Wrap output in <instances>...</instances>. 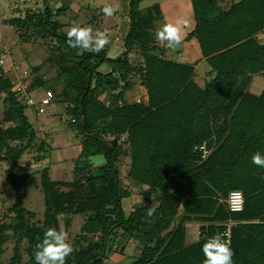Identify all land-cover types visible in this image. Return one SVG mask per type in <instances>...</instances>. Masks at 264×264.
<instances>
[{
    "label": "trees",
    "instance_id": "16d2710c",
    "mask_svg": "<svg viewBox=\"0 0 264 264\" xmlns=\"http://www.w3.org/2000/svg\"><path fill=\"white\" fill-rule=\"evenodd\" d=\"M8 1L0 30L13 29L22 59L40 50L56 69L46 80L32 61L24 71L52 93L48 105H62L56 115L74 133L78 153L73 185L52 178L51 162L30 169L48 151L26 112L39 115L37 106L0 63V162L8 163L12 195L0 216V264H35L43 228L70 234L76 220L66 264H109L115 255H123L118 264L131 257L128 264H203L202 245L214 234L230 244L235 264H264V168L251 163L255 152L264 155V0H190L194 21L176 50L154 39L167 22L128 0L127 29L116 36L122 51L113 57L110 44L81 55L66 42V27L90 9L86 0ZM103 7L92 8L94 30L116 28L103 26ZM185 43L196 59L181 57ZM1 46L0 59L14 55L12 45ZM133 78L145 101L124 99ZM99 155L107 163L94 167L89 158ZM34 175L41 215L25 205ZM232 191L243 194L238 211L229 208Z\"/></svg>",
    "mask_w": 264,
    "mask_h": 264
},
{
    "label": "rangeland",
    "instance_id": "374dc122",
    "mask_svg": "<svg viewBox=\"0 0 264 264\" xmlns=\"http://www.w3.org/2000/svg\"><path fill=\"white\" fill-rule=\"evenodd\" d=\"M85 1V0H84ZM233 0H228V2H232ZM238 1V0H234ZM86 3H89L90 9H84L81 14L73 19V24L84 26H94L92 23H87L89 19L96 14V11L92 8L99 6L111 5L117 9V11L113 14L112 17H104L103 26L106 28L111 27L116 23V28H110L107 32L109 33V38L111 39L109 45L108 55L111 57L118 55L122 51V43L118 37L123 34L124 30L127 27L128 21V0H86ZM178 4H181L182 7H178ZM10 2L8 0H0V19L4 16L9 15ZM178 8V10H177ZM139 9L150 14H157L160 18H163L167 23H174L178 18L187 19L190 22V26L193 20V13L191 9L190 0H141L139 3ZM71 15H74L72 11H69ZM61 20L63 22H68L67 17H62ZM72 26V25H70ZM67 26L66 30L70 27ZM124 26V27H123ZM189 29V28H188ZM186 33V32H185ZM17 38L13 29L9 26H3L0 30V41L2 42V48L9 49V44L12 45V49H15L14 55L9 54L8 56H3L2 65L9 71V73H13L16 75V78L20 76L25 68H28V63L32 61V65L35 66L36 69L44 70L42 77L43 80H46L48 77L54 76L56 73V69L50 67L49 62L44 61V53L38 50H30V56L26 59H22L23 55L19 53L21 48H19L20 44L16 42ZM31 49V48H30ZM197 50L192 48H185L184 54L181 55L183 59L192 61L197 58ZM12 56H15L16 61H18V65L14 66L12 69V65L14 64L12 60ZM29 61V62H28ZM31 63H29L30 65ZM31 66V65H30ZM103 69L106 68V65L102 66ZM197 71L200 72V76H205L207 67L202 62L198 64L196 67ZM35 73L29 74L28 82L26 84V89L24 92H27L29 98L33 97L34 99H39L40 96L44 94V89L39 87V80L34 81ZM258 83L261 84L262 80L258 79ZM134 85L130 91H127L124 95V99L128 102H132L135 100H146L145 89L138 84L137 79L133 78ZM255 83H257L255 79ZM16 88L17 86L14 85ZM31 95V96H30ZM62 109L61 104H50L46 105L44 112L37 115L32 113L31 109H26V112L29 116V119L34 123L35 127L38 130V133L42 139L46 141V148L48 151L46 152V158L41 160L39 163L32 165L30 169H37L42 164H46L47 162H51V175L52 178L65 181L71 185H73L76 180L75 175V165H76V155L78 153V148L75 145V136L74 133L64 127L63 123L60 122L56 113ZM101 156V155H99ZM103 157V156H102ZM30 155L25 154L24 160L29 159ZM88 161V160H86ZM85 161V162H86ZM8 167V163L0 162V216L1 214L7 210L9 204L12 201V195L9 192L8 185L6 184L7 177L5 174V169ZM122 181L134 191L136 190L135 185L129 182L128 179H122ZM38 176H33L29 178L26 182V186L24 187L25 191V205L31 209L36 211L39 215L42 214L43 210V195L41 191L37 187ZM135 197V196H134ZM136 198V197H135ZM128 206V203L127 205ZM125 206V207H126ZM80 226L79 220H76L70 228L69 240H71L72 236L78 231ZM190 234L193 239L197 236V226L189 227ZM69 242V241H68ZM123 255L113 256L109 264H118V261L122 258ZM133 261V258H126L123 260V264H128Z\"/></svg>",
    "mask_w": 264,
    "mask_h": 264
},
{
    "label": "clouds",
    "instance_id": "9594fccd",
    "mask_svg": "<svg viewBox=\"0 0 264 264\" xmlns=\"http://www.w3.org/2000/svg\"><path fill=\"white\" fill-rule=\"evenodd\" d=\"M116 11L117 9L111 5H106L101 9L104 17H112ZM189 26L190 22L184 18H178L174 23H165L156 30L155 42L168 50H176L183 44L185 32ZM65 36L68 46L77 49L81 55L85 52L99 54L110 44L107 31L94 30L91 26L74 24L66 30ZM89 159L94 167L107 163L106 158L102 156H92ZM251 163L258 168H264V155L259 151L255 152L251 156ZM234 195L237 200L242 201L241 192H236ZM232 210L238 211L239 209ZM155 211V206L148 208L147 216H153ZM68 241L67 231L57 230L54 227L43 228V237L39 239L33 250L35 264H66L67 258L74 251ZM201 250L204 256L203 264H235L233 259L235 252L219 234L207 237Z\"/></svg>",
    "mask_w": 264,
    "mask_h": 264
},
{
    "label": "built area",
    "instance_id": "2783aa9c",
    "mask_svg": "<svg viewBox=\"0 0 264 264\" xmlns=\"http://www.w3.org/2000/svg\"><path fill=\"white\" fill-rule=\"evenodd\" d=\"M3 59H0V63H2ZM28 74L23 71V73L17 77L16 82L14 83V85H16L17 89H23L25 90L26 88V84L28 82ZM51 95L52 93L50 91H45L44 94L42 96L39 97V99H34L33 97L28 98V103L32 104V103H36V108L38 111V114H41L44 112L45 106L47 104H49L50 99H51ZM206 153V150H204V154ZM239 192V191H232L229 193V197H228V203H229V208L230 210L238 208L239 210L242 208V204H243V199L241 200H237L235 197V193ZM235 211V210H232ZM227 235H229V233H226Z\"/></svg>",
    "mask_w": 264,
    "mask_h": 264
},
{
    "label": "crops",
    "instance_id": "0c3cea01",
    "mask_svg": "<svg viewBox=\"0 0 264 264\" xmlns=\"http://www.w3.org/2000/svg\"><path fill=\"white\" fill-rule=\"evenodd\" d=\"M178 7H180V9H181V7H182V5L181 4H178ZM177 10H178V8H177ZM179 11V10H178ZM128 22V21H127ZM168 23H169V20H168ZM127 26H128V23H127ZM124 27V26H123ZM126 29H127V27H126ZM126 29L124 30V28H123V34L121 35V36H123L124 34H125V31H126ZM189 43H185V48L187 49V48H189L187 45H188ZM185 48H184V50H185Z\"/></svg>",
    "mask_w": 264,
    "mask_h": 264
}]
</instances>
